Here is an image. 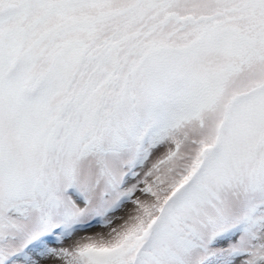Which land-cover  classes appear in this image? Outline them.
I'll return each instance as SVG.
<instances>
[{
    "label": "snow or ice",
    "instance_id": "1",
    "mask_svg": "<svg viewBox=\"0 0 264 264\" xmlns=\"http://www.w3.org/2000/svg\"><path fill=\"white\" fill-rule=\"evenodd\" d=\"M0 264H264V0H0Z\"/></svg>",
    "mask_w": 264,
    "mask_h": 264
}]
</instances>
